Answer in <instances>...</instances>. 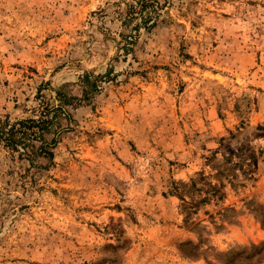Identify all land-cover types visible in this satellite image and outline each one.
<instances>
[{
	"label": "rangeland",
	"instance_id": "1",
	"mask_svg": "<svg viewBox=\"0 0 264 264\" xmlns=\"http://www.w3.org/2000/svg\"><path fill=\"white\" fill-rule=\"evenodd\" d=\"M0 264H264V0H0Z\"/></svg>",
	"mask_w": 264,
	"mask_h": 264
},
{
	"label": "trees",
	"instance_id": "2",
	"mask_svg": "<svg viewBox=\"0 0 264 264\" xmlns=\"http://www.w3.org/2000/svg\"><path fill=\"white\" fill-rule=\"evenodd\" d=\"M49 122H50V121H39V122L37 123L36 121L31 120V121H29V122H20V123H18L20 126H21V125H22V126H21L19 129H17V130H16V129L11 130L8 134H9V136L12 137V138H15V137H19V138H18V140H17L16 142L9 140L10 143H9V145H6L7 148H11V146H12L15 150H17L18 147L16 146V144H17V143L21 144V143H20L21 140H22L23 138L27 137L26 132L22 131L21 129L26 128V129L31 130L32 128H38L39 131H41V132H46V131L48 130V129H47V125H48ZM24 124H30L31 126H30V127H26ZM36 124H37V125H36ZM32 125H34V126H32ZM31 134H32V135H36L37 133L33 131ZM20 135H21V137H20ZM19 140H20V141H19ZM11 144H14V145H11ZM27 147H28V146H27ZM25 154H26V153H25ZM47 155H49V153H48ZM50 155H52V153H50Z\"/></svg>",
	"mask_w": 264,
	"mask_h": 264
}]
</instances>
